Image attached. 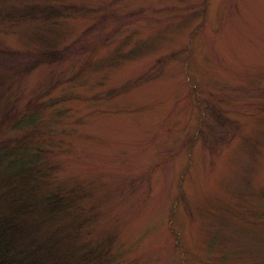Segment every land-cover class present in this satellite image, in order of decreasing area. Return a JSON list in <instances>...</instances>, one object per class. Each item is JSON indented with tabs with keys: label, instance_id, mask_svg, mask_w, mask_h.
<instances>
[{
	"label": "rangeland",
	"instance_id": "1",
	"mask_svg": "<svg viewBox=\"0 0 264 264\" xmlns=\"http://www.w3.org/2000/svg\"><path fill=\"white\" fill-rule=\"evenodd\" d=\"M35 130L79 249L264 264V0H0V142Z\"/></svg>",
	"mask_w": 264,
	"mask_h": 264
},
{
	"label": "trees",
	"instance_id": "2",
	"mask_svg": "<svg viewBox=\"0 0 264 264\" xmlns=\"http://www.w3.org/2000/svg\"><path fill=\"white\" fill-rule=\"evenodd\" d=\"M41 110L10 109L13 113L2 119L1 130L23 128ZM35 132L0 142L1 186L13 185L0 196V264H113L101 249L76 247L71 241L73 229L55 227L58 216L71 211L73 202L65 191L53 190L41 180L46 167L38 146L31 142Z\"/></svg>",
	"mask_w": 264,
	"mask_h": 264
}]
</instances>
